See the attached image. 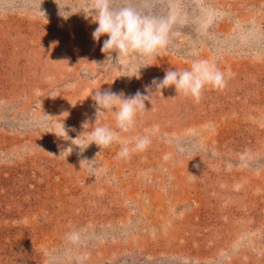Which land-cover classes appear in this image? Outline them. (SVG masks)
Returning a JSON list of instances; mask_svg holds the SVG:
<instances>
[{"label": "rangeland", "instance_id": "obj_1", "mask_svg": "<svg viewBox=\"0 0 264 264\" xmlns=\"http://www.w3.org/2000/svg\"><path fill=\"white\" fill-rule=\"evenodd\" d=\"M56 2L0 0V264H264V0H145L172 26L138 78L100 65L107 36ZM194 59L232 75L198 102L153 87L121 134L151 130L146 150L63 153L96 91L145 93Z\"/></svg>", "mask_w": 264, "mask_h": 264}, {"label": "clouds", "instance_id": "obj_2", "mask_svg": "<svg viewBox=\"0 0 264 264\" xmlns=\"http://www.w3.org/2000/svg\"><path fill=\"white\" fill-rule=\"evenodd\" d=\"M56 4L59 8L58 15L65 20L72 15L83 14L85 20L97 25L91 33L93 40L99 43L101 37L107 36L101 47L105 60L99 64L119 67L129 73L125 75L128 78H138L130 73L138 70L140 75V70L152 66V58L170 43L171 19L147 11L145 0H75V8L79 11L73 7L62 10L57 2ZM231 75L230 70L227 74L222 71L214 59H194L186 69L166 70L162 79H154L151 86H146L147 94L139 90L132 95L110 89L98 90L92 95L96 106L95 123L88 120L82 122L84 131L74 139L68 136L63 121L54 125L61 133L67 134V140H71V144L62 149L63 153L69 156L73 152V145L83 153L92 144L101 151L119 144L117 156L127 159L135 152L146 150L151 144V130H145L144 135L130 140H121V134L134 129L138 114L145 111L146 102L152 104L153 87L155 92L174 87L177 95L190 96L198 102L207 87L222 89ZM109 112L114 114V128L98 124L101 117L106 118ZM90 124L92 127L89 130Z\"/></svg>", "mask_w": 264, "mask_h": 264}]
</instances>
